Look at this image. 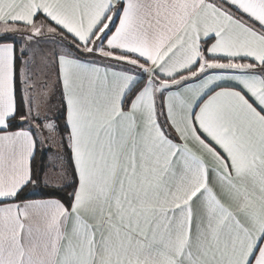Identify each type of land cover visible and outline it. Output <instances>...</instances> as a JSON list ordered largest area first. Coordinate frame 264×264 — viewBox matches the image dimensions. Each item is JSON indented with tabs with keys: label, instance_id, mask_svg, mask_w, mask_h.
I'll use <instances>...</instances> for the list:
<instances>
[{
	"label": "snow or ice",
	"instance_id": "1",
	"mask_svg": "<svg viewBox=\"0 0 264 264\" xmlns=\"http://www.w3.org/2000/svg\"><path fill=\"white\" fill-rule=\"evenodd\" d=\"M0 264H264V0H0Z\"/></svg>",
	"mask_w": 264,
	"mask_h": 264
},
{
	"label": "rangeland",
	"instance_id": "2",
	"mask_svg": "<svg viewBox=\"0 0 264 264\" xmlns=\"http://www.w3.org/2000/svg\"><path fill=\"white\" fill-rule=\"evenodd\" d=\"M56 50L57 49L51 43H41L39 48L36 51L37 62H39L41 60V58L51 59L54 51H56ZM54 73H55L54 71H50L48 73V84L51 88H53V92H52L51 100H50V104H49L50 111L48 114L52 118L55 119L58 116L57 114L61 109V105H60L59 90H58V87L56 85V79H55ZM55 107H56L57 111H56ZM53 111H55V112H53ZM53 113H55V114L53 115ZM40 151H44V153L46 154V163L44 165V167H45L44 174L47 175L49 178L52 177V175L54 174V178L56 180H58V176H57V173L54 171V168L57 167L60 163V161L57 159V156H58V153H60L62 150L59 148H48L47 146H45Z\"/></svg>",
	"mask_w": 264,
	"mask_h": 264
},
{
	"label": "trees",
	"instance_id": "3",
	"mask_svg": "<svg viewBox=\"0 0 264 264\" xmlns=\"http://www.w3.org/2000/svg\"><path fill=\"white\" fill-rule=\"evenodd\" d=\"M62 111L63 110L61 108L57 114L58 116L55 118L59 121L61 128L63 127V119L61 118ZM17 123H19V122L17 121ZM45 163H46V154L44 153V151H38L33 166H34V172L39 174L40 177L45 172V167H44ZM71 190L72 189L70 187L67 188L66 190H63V191H60L59 189L49 188V187L46 188L41 183L38 186H34V187L29 188L24 193V195L30 196L32 198H42V197H44V194L55 193V198L62 199V200H64L65 203H68L69 202V193L71 192Z\"/></svg>",
	"mask_w": 264,
	"mask_h": 264
},
{
	"label": "crops",
	"instance_id": "4",
	"mask_svg": "<svg viewBox=\"0 0 264 264\" xmlns=\"http://www.w3.org/2000/svg\"><path fill=\"white\" fill-rule=\"evenodd\" d=\"M54 75H55V73H54ZM55 79H56V75H55ZM58 87V86H57ZM58 90H59V88H58ZM55 109H56V107H55ZM56 111H57V109H56ZM53 112H55V111H53ZM55 113H53V115H54ZM41 150V149H40ZM39 150V151H40ZM45 176V174L43 173L42 175H41V178H43ZM53 181H55L56 179L54 178V174L52 175V177H50ZM66 183V182H65ZM49 188H51V187H49Z\"/></svg>",
	"mask_w": 264,
	"mask_h": 264
}]
</instances>
